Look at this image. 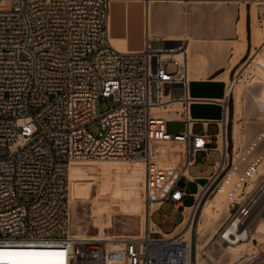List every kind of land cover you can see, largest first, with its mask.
Masks as SVG:
<instances>
[{"label": "built area", "instance_id": "obj_1", "mask_svg": "<svg viewBox=\"0 0 264 264\" xmlns=\"http://www.w3.org/2000/svg\"><path fill=\"white\" fill-rule=\"evenodd\" d=\"M111 1L0 0V148L8 150L0 157V264H108L111 251L117 255L115 264H186L191 239L185 233L172 236L178 225L174 214L181 209L184 219V210L190 208L195 215L221 176L219 190L232 174L245 185L260 173L264 128L230 158L227 100L223 119L216 122L217 133H194L199 121L191 119L190 106L197 100L189 96L184 43L159 50H118L109 33ZM176 87L184 94L173 99ZM101 101L110 105L104 113ZM173 103L181 107L176 111L185 124L177 135L167 133L168 121L160 115V107ZM94 122L100 126L97 135L88 130ZM158 140L184 145V166L170 179L168 171L151 160L152 143ZM210 145H216L220 161L206 156L200 169L212 165L213 174L205 185L196 183L197 192L189 193L179 183L196 165V154L208 153ZM74 160L142 161L147 206L157 202L161 209L168 203L173 209L163 213L160 224L149 214L142 236L72 239L68 171ZM241 192L236 190L230 201ZM257 193H264V183ZM24 194L35 198L24 203ZM188 197L194 203L185 206ZM251 211L247 204L235 218L243 231ZM167 224L174 225L170 233L162 230Z\"/></svg>", "mask_w": 264, "mask_h": 264}, {"label": "rangeland", "instance_id": "obj_2", "mask_svg": "<svg viewBox=\"0 0 264 264\" xmlns=\"http://www.w3.org/2000/svg\"><path fill=\"white\" fill-rule=\"evenodd\" d=\"M260 1L261 3L264 2V0ZM257 3L258 2L255 1H251L247 5L244 3H193L184 5L182 8V12L186 16L191 14L198 6L209 7L215 11H220L224 8L230 9V12H228L226 16L229 17L231 21H227L222 27H218L224 31V36L220 38L212 36L211 34L214 32V27L211 25L208 28L200 29L207 37H194L196 42L193 43V45H201L214 53L210 63L212 66L218 67L217 76H219L220 79L225 80L227 85H229L235 75L238 76L243 74V77L241 78L242 81L239 83L240 87L237 90L238 95L235 94L234 97L229 100V152L230 154L232 153V155H236V152H239L248 145L264 128V102L261 98L264 83L259 80L264 74V52L261 53L262 56L258 57V59L252 63L257 57V52L261 51L260 46L264 44V4ZM241 7L245 8L247 17V46L245 52L240 50L241 41L237 33L241 21V16L239 15ZM170 17L171 15H169V18ZM254 29L258 30L261 34V43L259 45H257L254 40V42H252ZM184 43L186 44V42ZM165 47L166 44L164 41L152 43V48L154 50L164 49ZM260 58L262 59L260 60ZM246 70L247 72L244 74ZM217 89L218 87L216 86L198 85L194 87V92L203 95L211 90L212 93H215ZM183 94L184 92L182 88L176 87L171 91L173 99H178L182 97ZM152 98L154 101L156 100L155 85L152 87ZM116 105V103H112L113 107H116ZM109 107L110 105L107 101H101L99 104L101 113L106 112ZM180 110L181 107L179 106L177 111ZM177 111L160 112V115L168 121L166 129L167 133L170 135L181 134L185 130V124L179 121L180 116ZM207 112V109L199 105L193 107V113L196 116H204ZM170 115H173L174 117L168 119ZM236 125L239 126L240 130L238 132L239 135L237 136L234 134ZM88 130L97 135L100 132L98 122L90 124ZM195 131L199 132L200 127H196ZM209 131L212 134H216L218 128L216 125H211ZM152 144L163 146L160 150H156L152 163L158 168L167 170L169 179L175 177L182 170L185 163L184 145L170 140H158ZM166 148L175 151L176 153L174 155L164 153ZM7 154L8 150L6 148H0V157L6 156ZM211 156L214 160L218 158L215 153H212ZM203 158V154L197 155L196 165L189 169V174L191 176H210L213 173L211 166L205 170L200 169V165L203 163ZM96 162L100 161L96 160ZM104 162H108V160ZM221 179L222 176L205 195L197 212L189 236L191 239L192 264H198V262L201 264H230V255L224 247L226 245L221 241V234L237 217L241 207L247 204L252 206L251 216L245 222L243 229H246L249 232H254V227L257 225V222L264 219V193L256 194L257 189L262 183H264V163L260 167L259 175L253 181L245 184V186L241 185L239 190H237L239 184L231 176L225 181L224 186L219 190L217 185ZM238 181H241L239 180V175ZM180 186L182 188L186 187L189 193L197 192V185L195 183L181 181ZM231 187L239 192L242 189L240 195L236 197L235 202L230 201L232 198ZM96 192L97 185L93 184L91 198L77 200V217L73 220L75 224L74 231L79 232L82 236L98 235L97 223L99 218L93 211V198L96 196ZM34 198V195L31 194L22 195L24 203H30ZM141 199L146 207L147 200L145 196V183L141 192ZM193 203V197H188L184 201L185 206H190ZM71 209L72 206H70V213ZM172 209L173 206L171 204H166L162 208V211L153 217V221L160 224L163 213L170 212ZM172 219L178 224L182 221L183 215L181 213H176ZM104 220L106 222L108 221L107 215H104ZM144 223H146V220ZM71 224L72 217L70 215V225ZM142 228L143 220L142 216L139 214L133 216L112 215L111 224L109 227L105 228V233L110 236L115 235L130 238L131 236H139ZM173 228L174 225L167 224L162 227V230L165 233H170ZM224 236L225 233L223 237ZM248 248V253H244L236 264H259L264 260V236L259 239L253 237V241Z\"/></svg>", "mask_w": 264, "mask_h": 264}, {"label": "crops", "instance_id": "obj_3", "mask_svg": "<svg viewBox=\"0 0 264 264\" xmlns=\"http://www.w3.org/2000/svg\"><path fill=\"white\" fill-rule=\"evenodd\" d=\"M189 4L193 3L186 0H112L110 2L109 33L114 46L122 51H144L147 47L153 49L152 43L158 41H164L165 44L172 43V45L186 42L184 46L189 54V96L197 100L190 106V117L195 121H199L193 126V132L201 133L205 129L209 131L211 125H216L217 121L223 119L225 114L224 102L227 101V82L217 76L218 67L212 66L210 63L214 53L201 45H193L196 42L194 37H207L200 29L212 25L214 32L211 35L220 38L225 33L218 27H222L225 22H230L231 19L226 16L230 9L224 8L215 11L205 6L196 7L191 14L186 16L183 14L182 8L184 5ZM169 15H171L170 18ZM239 15L242 16L237 33L241 41L240 50L245 52L247 46V17L244 7H241ZM259 80L264 83V74ZM198 85L216 86L218 89L215 93H212L211 90L202 95L194 92V87ZM261 98L264 102V87ZM196 105L204 107L208 112L204 116L194 115L193 107ZM178 107L179 104L173 103L160 107V109L161 112H174L178 110ZM227 113L229 114V109ZM173 117V115H170L168 119ZM196 127H200L199 132L195 131ZM159 146L156 145V150L163 147L162 145ZM164 153L174 155L176 152L166 148ZM212 153L217 155L216 160L212 159ZM198 154L204 155L203 161L207 155L214 163L220 161V154L216 149V145L208 146V153L199 152L196 157ZM231 155L232 153L229 155L230 158ZM210 166L214 171L212 165L205 166L202 170L208 169ZM192 167L194 166L187 169L188 176H186L185 171L184 178L181 181L196 184L197 179L209 177L191 176L189 169ZM145 179L146 166L142 163H104L96 161L71 163L69 205L72 206V209L70 213L69 208V236L71 238L82 236L79 232L74 231L75 224L73 220L77 217L76 204L77 200L91 198L93 184L97 185L96 196L93 198V211L99 218L97 236L123 239L124 236H110L105 233V228L111 224V216H133L137 214L141 215L143 220V228L139 234V236H142L146 228L148 214L152 215L154 213V217L166 205L164 204L159 209L160 204L152 202L149 207H145L141 199ZM153 206H155V209H153ZM176 213H181V209ZM70 215L72 217L71 225ZM104 215H107V222L104 220ZM145 220L146 223H144ZM183 221L184 219L178 225ZM259 264H264V260Z\"/></svg>", "mask_w": 264, "mask_h": 264}, {"label": "bare ground", "instance_id": "obj_4", "mask_svg": "<svg viewBox=\"0 0 264 264\" xmlns=\"http://www.w3.org/2000/svg\"><path fill=\"white\" fill-rule=\"evenodd\" d=\"M242 15H240V16H242ZM252 38L257 43V45H259L261 43V34L258 30L254 29ZM260 50H261L260 52H257V57L253 60L252 63H254L258 59V57L262 56L261 53L264 52V44H262L260 46ZM243 51H244V49H243ZM187 53H188V50H187ZM188 58H189V54H188ZM261 59L262 58H260V60ZM246 72H247V70L244 72V74ZM188 76H189V64H188ZM242 77L243 76H237L235 82L229 83V85L227 87V97H229V99L227 98L228 101L230 100V98L234 97L235 94L238 95L237 90L240 87L239 83L242 81V79H241ZM239 131H240L239 126L236 125L235 129H234L235 136L239 135L238 134ZM219 144H221V141L219 142ZM155 153H156V144H154V145L152 144V146H151V160L154 159ZM76 161H96V160H74V161H71L69 164L68 180H69V173H70V165H71V163L76 162ZM99 161L104 162L106 160H99ZM108 162L109 163H142L145 165V163H143L142 161H137V160L127 161V162L118 160V161H108ZM104 163H106V162H104ZM185 174H186V176H188L187 171ZM231 177L239 184L237 190L240 189L241 185L245 186V185H243V183L241 181H238V174H232ZM239 180H240V177H239ZM231 188H232L231 189L232 194H235L236 190H234L233 187H231ZM200 189H201V187H200ZM155 206H153V209H155L154 208ZM190 215H191V209L188 208L184 211V217H185L184 221L176 227V229L172 233V236L179 234V233H185L186 237L190 238L189 236H190L194 221L196 219L197 213L195 215H191V216ZM148 216H149V214H148ZM147 219H148V217H147ZM239 222H240L239 219H235L232 223H230V225H228L225 228V230L221 234V241L226 245L224 247L230 255V264H236L238 262V260L240 259V257L242 255H244V253L245 254L248 253L247 252L249 249L248 247H249L250 243L253 241V237H256L257 239H259V238H262L264 236V219H261L257 222V225L254 227L255 228L254 232H251V231L249 232L248 230L243 231L239 227ZM224 233H225V236L223 237ZM72 239H74V238H72ZM116 260H117V255L113 251H111L109 253V256H108V264H115ZM186 264H192L191 246L189 247V249L187 251ZM198 264H201V263L198 262Z\"/></svg>", "mask_w": 264, "mask_h": 264}, {"label": "water", "instance_id": "obj_5", "mask_svg": "<svg viewBox=\"0 0 264 264\" xmlns=\"http://www.w3.org/2000/svg\"><path fill=\"white\" fill-rule=\"evenodd\" d=\"M172 43H167L166 44V47L171 45ZM197 183L201 184V185H205L207 183V179L206 178H200V179H197Z\"/></svg>", "mask_w": 264, "mask_h": 264}]
</instances>
